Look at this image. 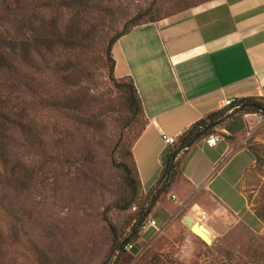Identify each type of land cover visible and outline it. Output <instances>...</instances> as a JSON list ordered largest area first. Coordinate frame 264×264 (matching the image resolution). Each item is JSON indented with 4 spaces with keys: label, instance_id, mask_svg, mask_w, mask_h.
I'll list each match as a JSON object with an SVG mask.
<instances>
[{
    "label": "rangeland",
    "instance_id": "374dc122",
    "mask_svg": "<svg viewBox=\"0 0 264 264\" xmlns=\"http://www.w3.org/2000/svg\"><path fill=\"white\" fill-rule=\"evenodd\" d=\"M89 1L0 0V264H249L264 255L259 121L207 182L221 200L200 190L180 206L178 180L145 220L157 227L142 228L125 248L140 206L117 204L125 190L117 163L147 120L125 121L111 39L149 7L162 20L213 0ZM200 147L190 151L194 172L204 166ZM187 215L212 244L191 232ZM118 243L123 252H112Z\"/></svg>",
    "mask_w": 264,
    "mask_h": 264
},
{
    "label": "crops",
    "instance_id": "0c3cea01",
    "mask_svg": "<svg viewBox=\"0 0 264 264\" xmlns=\"http://www.w3.org/2000/svg\"><path fill=\"white\" fill-rule=\"evenodd\" d=\"M113 57L116 76L133 78L144 106L147 124L133 149L146 194L174 148L164 142L162 133L178 140L199 120L223 109L225 100L264 97V0H213L137 26L117 41ZM252 117L255 122L249 129L246 121ZM234 118L241 124L226 120L216 128L222 135L216 147H209L206 138L198 141L204 145L199 172L187 169L194 145L177 156L183 161L190 157L172 183L183 184L186 197L180 206L200 190L222 199L207 182L217 177L221 157L240 146L258 121L254 113Z\"/></svg>",
    "mask_w": 264,
    "mask_h": 264
},
{
    "label": "trees",
    "instance_id": "16d2710c",
    "mask_svg": "<svg viewBox=\"0 0 264 264\" xmlns=\"http://www.w3.org/2000/svg\"><path fill=\"white\" fill-rule=\"evenodd\" d=\"M82 2L90 3L89 0H82ZM157 10L158 9L156 7H149L145 13L140 14L132 19V24L126 26L118 35L111 39V47L107 52V56L110 60L111 77L114 76L115 73V59L112 54L117 41L137 26L160 21L161 19H157L156 17L158 12ZM3 60L6 61L5 56L0 51V64L4 63L2 62ZM118 78L123 80L122 83H119L121 90L120 92L122 93L120 96V102L124 107V111L126 112L125 121L129 124L131 121L139 118V116H145L144 106L133 78L131 76ZM238 103L241 104L240 109L233 111L232 113H228L229 108H223L221 110L215 111L207 115L205 118L199 120L186 132H184L178 138L174 148L165 158L159 178L148 190L144 197L141 196L142 182L134 157V149H128V151H126V159L117 163V169L121 170L123 185H125L123 196L120 199L121 201L117 204L121 206L120 208H122V210L129 209L135 204H139L140 206L138 212L136 213V217L134 218L135 225L133 226L131 236L126 243L138 237L142 230V226L149 216L152 208L155 206L160 196L169 189V187L179 175L180 161L176 159L182 151H187L198 141L208 137L211 134H214L216 132V128L228 119L245 113H257L259 111L264 112V97L240 98L238 99ZM119 248L121 247L118 243L112 249V252H116ZM120 250L123 252L124 247H122ZM250 259L251 260L249 264H264V255H255Z\"/></svg>",
    "mask_w": 264,
    "mask_h": 264
},
{
    "label": "built area",
    "instance_id": "2783aa9c",
    "mask_svg": "<svg viewBox=\"0 0 264 264\" xmlns=\"http://www.w3.org/2000/svg\"><path fill=\"white\" fill-rule=\"evenodd\" d=\"M223 106H224V108H229L228 113H232L233 111H236V110L241 108V104L238 103L237 98H230V99L225 100L223 103ZM254 115L256 116V118L259 122H264V112L263 111H259L257 113H254ZM162 138L167 145H175L177 142V139L175 137L168 136L165 133H162ZM221 140H222V138L220 135L211 134L208 137H206L205 142L209 147L214 148L218 145V143ZM173 198L175 199V196H173ZM203 217H204V214H203ZM156 226H157L156 221L154 219H150L149 221H147V223L143 224L142 228L143 229H147L149 227L150 228H156ZM125 248H128V250H129V249L133 248V245L128 243L127 247L125 246Z\"/></svg>",
    "mask_w": 264,
    "mask_h": 264
},
{
    "label": "water",
    "instance_id": "95a60500",
    "mask_svg": "<svg viewBox=\"0 0 264 264\" xmlns=\"http://www.w3.org/2000/svg\"><path fill=\"white\" fill-rule=\"evenodd\" d=\"M183 221L186 224V226L188 228H190L191 231L193 233H195V235H198L199 238H201L205 243L212 244V239H209L205 235H203L201 233H198V226H199V222L198 221H195L194 222V220L190 216H188V215L184 217Z\"/></svg>",
    "mask_w": 264,
    "mask_h": 264
},
{
    "label": "bare ground",
    "instance_id": "6f19581e",
    "mask_svg": "<svg viewBox=\"0 0 264 264\" xmlns=\"http://www.w3.org/2000/svg\"><path fill=\"white\" fill-rule=\"evenodd\" d=\"M195 222V221H194ZM198 233H201L203 235H205L207 238H209L208 234L204 231L203 227L201 226V224L199 223V226H198ZM195 234V233H193ZM197 234V233H196ZM198 236V235H196ZM199 237V236H198ZM201 239V238H200ZM210 239V238H209Z\"/></svg>",
    "mask_w": 264,
    "mask_h": 264
}]
</instances>
